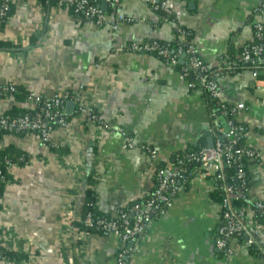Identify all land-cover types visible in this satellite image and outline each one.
Returning <instances> with one entry per match:
<instances>
[{
    "label": "crops",
    "instance_id": "crops-1",
    "mask_svg": "<svg viewBox=\"0 0 264 264\" xmlns=\"http://www.w3.org/2000/svg\"><path fill=\"white\" fill-rule=\"evenodd\" d=\"M93 1L106 5L108 17L130 21L114 31L57 5L14 0L0 29L6 45L0 49V87L44 98L78 94L96 117L79 115L70 101L66 126L55 125L49 143L34 133L2 137L0 148L27 160L9 167L0 198V247L20 254L1 264H116L119 239L80 224L88 192L97 213L117 215L150 195L159 167L214 143L209 130L217 125L228 129L204 93L180 78L179 68L126 52L131 42L178 39L192 44L210 68L225 71L219 101L246 107L233 121L247 127L242 144L258 154L245 166L250 198L264 204V69L227 73L220 59L253 44L254 25L264 27V0H164V15L146 0ZM14 107L32 108L14 95L0 98V113ZM121 132L132 147H125ZM144 147L156 151L153 160ZM212 186L209 179L190 178L127 264H264L239 242L230 243V253L215 246L219 211L210 199Z\"/></svg>",
    "mask_w": 264,
    "mask_h": 264
},
{
    "label": "built area",
    "instance_id": "built-area-1",
    "mask_svg": "<svg viewBox=\"0 0 264 264\" xmlns=\"http://www.w3.org/2000/svg\"><path fill=\"white\" fill-rule=\"evenodd\" d=\"M56 1L57 7L71 9L76 16L80 15L85 21L98 26H109L114 31L120 23L130 21L122 16L108 17L89 0ZM118 1L107 0L112 5L118 4ZM11 2L14 0H0V20L6 16ZM146 2L154 11L166 10L164 0H146ZM181 44L182 42L179 41L174 47L175 51H172L169 43L131 42L126 46L125 51L154 55L166 60L173 67H176L182 59L180 78L187 80L190 88L207 93L215 101L220 115L226 120L228 129L225 130L217 125L209 130V135L215 139L212 148L203 147L195 152L178 155L173 165L160 167L156 172L155 187L146 199L134 202L127 210H122L111 217L94 219L91 213H87L82 223L89 230L117 237L119 247L115 255L116 264H127V260L139 252V242L146 237L153 221L165 216L172 207V199L176 192L183 189L190 178L202 177L212 182V190L217 188L218 182L220 183L222 200L218 204L219 227L215 239L217 249L230 253V243L239 242L245 249L254 250L258 258L264 262V204L250 198L249 178L245 166L246 161L256 159L258 154L244 145L239 149L238 144L243 142L247 127L233 121L234 115L244 111L246 107L242 103L234 106L221 103L218 80L225 71L222 68L214 70L202 62L192 44L188 43L184 46ZM262 55H264V27L256 23L253 44L244 47L236 58L239 62L256 65L261 62ZM220 59L226 66L231 64L226 54ZM191 73L194 76L193 81L188 80ZM227 73L233 72L227 70ZM15 91L14 86H2L0 98L6 95L12 96ZM26 100L32 106L29 113L23 116L0 113V132L4 135L34 133L39 136L42 143H49L53 127L66 126L64 106L70 101L75 104L79 115L96 118L93 109L87 106L78 94L64 92L44 98L28 93ZM121 133L125 136V147H132V138L124 132ZM1 140L2 138L0 143ZM144 149L151 160L156 157L154 149L150 147ZM5 164H9L8 161H5ZM232 166H234V175L228 176L225 170ZM242 200L245 201V206L236 207L235 203ZM6 260L7 258L0 254V264Z\"/></svg>",
    "mask_w": 264,
    "mask_h": 264
},
{
    "label": "trees",
    "instance_id": "trees-1",
    "mask_svg": "<svg viewBox=\"0 0 264 264\" xmlns=\"http://www.w3.org/2000/svg\"><path fill=\"white\" fill-rule=\"evenodd\" d=\"M39 1L45 6H50V5H55L56 6L57 5V1L56 0H39ZM89 1L92 4H94L95 6H97L95 1H93V0H89ZM12 4H13V2H11L9 4V9L6 12V16L3 19L0 20V29H2V27L4 26L7 18L12 14ZM70 11L74 14V12L71 9H70ZM157 13L159 15H164L163 11H157ZM74 15H76V14H74ZM78 17H80V15ZM82 20H84V19H82ZM165 43H167V44L169 43L170 49L172 51H175L174 47L177 45V43H179V40L178 39H174L171 42H165ZM181 45L184 46L185 43H182ZM3 46H6V45L3 44L2 42H0V49L3 48ZM241 51H239L237 54H234V52L233 53L232 52L228 53L227 56L229 57V61H231V64H229V66L225 67L226 70L232 71L233 73H235V72H238L241 69H250V70H254V71L264 69V55H262L260 63H258L256 65H251V64H246V63H243V62H239L237 60L236 57L240 55ZM232 61H234V62H232ZM176 67L181 70L182 66L178 62ZM212 69H214V68H212ZM214 70H216V69H214ZM193 79H194V76H193V73H191L189 75V77H188V80L189 81H193ZM15 90L16 91L13 94L15 96V100L18 101V102H24V100L27 99L28 93L26 94L25 92H23L22 90H20V89H18L16 87H15ZM203 93H204V95H205V97H206V99L208 101L209 107L211 108L212 114L214 115V117L216 115L217 116L220 115V111L218 110V107H217L215 101L213 99H211L207 93H205V92H203ZM29 112H30V110L18 109V108L14 107V108L10 109L9 111L5 112V114L6 115H10V116H23V115H25V114H27ZM3 135H4V133L0 132V138H2ZM242 143L243 142L238 144L239 145V149H241V146L243 145ZM203 147H205V146H203ZM203 147L197 148V149H195L192 152H195V151H197V150H199V149H201ZM26 160H27L26 156H24L22 153H20L18 151H15L13 149H7V148L6 149H2V148H0V198H1L2 194H3V192H4L5 184H6L7 180H8L7 171L9 169V166L13 165V164H23V163L26 162ZM5 161H8L9 164H5ZM225 174H227L228 176H233L234 175V166H232L229 169H226L225 170ZM219 186H220V183L218 182L217 188L210 192V199L215 201L217 204H219L221 202V200H222V194H221V191L219 190ZM87 195H88L89 203L84 208L80 224H81L82 228L86 229L87 231H92V230H89V229L84 227V225L82 223V220H83L84 216L87 213H91L94 219L101 218L103 216L95 211V208L93 206L94 197L93 196L90 197V195H91L90 192H88ZM235 206L236 207H243V206H245V201L242 200V201H240L238 203H235ZM249 251L251 252V254H253L254 256L258 257L257 253L254 250L250 249ZM0 254L2 256L6 257L8 261H12V260L20 257V254H18V252H15V251H12V250H8V249L3 248V247H0Z\"/></svg>",
    "mask_w": 264,
    "mask_h": 264
},
{
    "label": "water",
    "instance_id": "water-1",
    "mask_svg": "<svg viewBox=\"0 0 264 264\" xmlns=\"http://www.w3.org/2000/svg\"><path fill=\"white\" fill-rule=\"evenodd\" d=\"M101 10H103V11H106V5L105 4H103L101 7ZM72 106H73V104H72ZM213 141L210 139V144H209V148H212L213 147Z\"/></svg>",
    "mask_w": 264,
    "mask_h": 264
}]
</instances>
